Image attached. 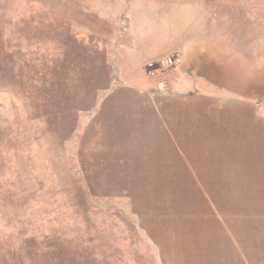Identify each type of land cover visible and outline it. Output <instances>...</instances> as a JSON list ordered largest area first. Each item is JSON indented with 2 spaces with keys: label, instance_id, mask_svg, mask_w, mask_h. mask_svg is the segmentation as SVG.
<instances>
[{
  "label": "rangeland",
  "instance_id": "374dc122",
  "mask_svg": "<svg viewBox=\"0 0 264 264\" xmlns=\"http://www.w3.org/2000/svg\"><path fill=\"white\" fill-rule=\"evenodd\" d=\"M0 264H264V0H0Z\"/></svg>",
  "mask_w": 264,
  "mask_h": 264
},
{
  "label": "built area",
  "instance_id": "2783aa9c",
  "mask_svg": "<svg viewBox=\"0 0 264 264\" xmlns=\"http://www.w3.org/2000/svg\"><path fill=\"white\" fill-rule=\"evenodd\" d=\"M179 60H180L179 58L175 59V61H179ZM173 61H174L173 58H169V60H168V62H170V63L173 62Z\"/></svg>",
  "mask_w": 264,
  "mask_h": 264
},
{
  "label": "crops",
  "instance_id": "0c3cea01",
  "mask_svg": "<svg viewBox=\"0 0 264 264\" xmlns=\"http://www.w3.org/2000/svg\"><path fill=\"white\" fill-rule=\"evenodd\" d=\"M148 79V78H147ZM181 85H183V84H181ZM186 118V117H185Z\"/></svg>",
  "mask_w": 264,
  "mask_h": 264
}]
</instances>
